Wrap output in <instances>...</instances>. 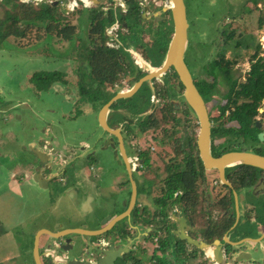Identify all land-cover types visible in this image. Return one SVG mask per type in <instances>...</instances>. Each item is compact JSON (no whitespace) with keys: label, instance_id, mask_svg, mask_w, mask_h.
Returning a JSON list of instances; mask_svg holds the SVG:
<instances>
[{"label":"flooded vegetation","instance_id":"1","mask_svg":"<svg viewBox=\"0 0 264 264\" xmlns=\"http://www.w3.org/2000/svg\"><path fill=\"white\" fill-rule=\"evenodd\" d=\"M22 1L40 4L39 0ZM53 1L56 0L45 3L61 11L67 24L74 27L70 38L65 39L67 41L74 38V35L77 36L79 23L75 19L76 15H81L83 10L86 11L83 32L72 44V66L68 67L70 69L78 65L75 69L80 72L79 80L76 82L79 95L76 101L82 103L81 113L86 121L83 145L92 146L101 168L102 164L113 163V169L116 170L118 166L120 173L121 169L126 170L125 176L119 175L124 187H129L130 197L131 179L136 186L134 205L126 215V218H129L128 224L120 226L119 223L123 220L121 218L107 233L116 235L117 242L128 245L129 248V252L117 259L115 264H133V261L138 259L135 258L138 252H142L144 256V250L141 249L150 238L153 243V251L149 253L152 264L156 262L157 256L172 259L169 254L170 239L177 250L176 259H173L172 264H264V169L247 164L227 166L224 169L227 181L225 183L216 169L204 168L196 145L198 121L184 97V86L176 71L169 66L161 74L146 78L152 71L161 68L165 60L172 33L169 0H68L64 11L60 3L54 5ZM183 2L188 23L183 61L205 103L210 121L211 154L217 156L230 150H243L264 155V138L263 140L258 138V133L264 132L262 105L258 107V113L252 119L251 129H257V139H254L249 135L248 130H242L239 134L231 124L229 117L234 108L235 97L230 100L226 97L229 86L234 84L235 87H239L246 81L249 71L248 67L243 74L239 73L240 61L248 52V48L245 49L241 43L239 46L236 45L249 33L236 30L233 20L243 13L248 16L257 11V5L264 0H259L257 3L247 0L252 4V8L250 6L243 8L233 4L232 0H224L225 12L214 23L212 30L214 35L204 37L199 42L201 49L207 47L209 51L204 54L205 50L200 49L196 55L191 56L190 65L186 59L188 47L189 49L191 47L190 23L186 1ZM238 9L239 12H234ZM241 10L243 13L240 12ZM4 19L0 20L3 21L2 24L5 22ZM243 21H247V18H243ZM261 25L259 26L258 20V28ZM4 27L2 26V32ZM250 36L255 38L253 35ZM59 39L61 38L58 37ZM81 41H84L82 47ZM78 48L83 50L81 58L77 56ZM259 51L255 50L254 43L252 52H248L250 61L251 55L255 53H257L256 58L264 57ZM74 53L76 59L80 60L79 64L73 63ZM246 61L248 62V59ZM0 63H4L3 59H0ZM3 65L0 68V82L4 84L12 77L10 72L3 74ZM68 69L65 72L53 71L54 79L49 86L59 82L66 87L68 85L72 87ZM35 73L37 72L33 71L30 75V82L34 87L36 85L32 77ZM207 88L211 90L209 99L204 96ZM222 88L224 90H221ZM7 93L8 91H5L4 86L0 84V114L3 115V120L19 107L27 115L36 112L29 100L27 104L12 108L7 102ZM68 94L72 96L73 93L70 90ZM118 94L122 96L117 97ZM219 98L225 101L220 103ZM32 100L35 101L34 96ZM241 101L242 98H238L236 103ZM107 103L109 104L104 121L101 123L100 111ZM221 118L224 120L221 121ZM92 123L95 124L94 127ZM193 130L195 147L182 146L187 151L182 157L183 169L179 173L185 172L190 165H193L197 175L193 177L190 186H181L174 192L179 202L171 208L170 213L167 212L165 219L159 222L158 218L154 217V211L157 209L154 202L151 205L154 206V210L150 214L151 207L148 204H141L138 197L144 193L147 199L153 200L160 194V188L168 177L166 167L169 165L164 168L165 170H161L153 161H157L159 157L163 161L166 160L165 155L161 154L162 148L170 147L174 150L177 146L171 145L189 143ZM32 148L41 150L35 145ZM41 148H44L42 151L47 156L52 157V161L40 162L36 154L31 149L30 151L40 163L35 169V174L39 170L43 176L41 166L47 170L49 166L46 164L49 162L53 165L63 163L60 154L50 146L49 141L43 139ZM89 151L92 152L88 150L86 153ZM88 158L93 159L92 156ZM1 159L4 157L0 154V161ZM145 159H148L147 163ZM149 171L155 175L157 182L147 177ZM33 177L32 180L35 181ZM144 214L147 215V220H152L149 223L152 226L148 227L150 232L138 230ZM169 217H178L177 222L174 221L173 224V220L170 221ZM181 230L183 234L197 240L207 254H204L200 248L189 245L186 240L178 239L177 234ZM98 237L93 236V239ZM159 238L169 239V246L164 251L159 249ZM56 243L57 241L49 244ZM67 245L66 243L65 246ZM51 249L46 246L43 250L39 248L44 264H51L48 262L50 258L44 255ZM212 251L220 252V259L214 258Z\"/></svg>","mask_w":264,"mask_h":264},{"label":"crops","instance_id":"2","mask_svg":"<svg viewBox=\"0 0 264 264\" xmlns=\"http://www.w3.org/2000/svg\"><path fill=\"white\" fill-rule=\"evenodd\" d=\"M27 78L29 81H26V78L22 80L20 76L17 79L18 83L8 78L3 84L10 83V86H4V89L8 91L6 99L12 108L28 103V99L10 98L13 95L9 94V90L13 91V86L18 84L24 89L26 86L33 87L37 95L61 94L60 96L65 97L64 104L72 106L71 111L59 112L49 107L45 108L35 119L30 118L31 116L27 118V114L19 107L13 111L15 115L11 113L5 119L3 133L0 128V154L4 157L0 161V206L4 204L3 209H5V211L0 210V244L5 245V248L8 246L5 243L7 240H11L13 244L17 243L14 247H21L24 263L34 264V259L32 258L30 262L28 255L32 253L35 235H38L39 248L43 250L49 243L58 240L47 231L67 233L78 229L98 230L103 227L104 218L111 219L125 210L130 199V189L125 188L121 183L118 166L115 170L113 163H105L101 168L92 146L83 145L85 142L80 133L83 134L84 127L75 128L74 131L79 136L76 142L73 140V132H70V129L67 132L64 126L67 124L66 121L76 117L72 110L77 108L76 111L82 114L83 106L81 102H74L71 99L68 91L65 90L66 85L57 82L39 90L30 82V75ZM42 124L43 128H41ZM2 134H5L6 140L2 139ZM43 139L49 141L50 146L60 154L63 164L53 165L49 162L46 164L50 167H47V170L41 166L42 179L44 178L46 184L39 186L32 180V176L35 175V169L40 163L30 149L34 145L39 146L41 150L44 149L41 148ZM88 150L92 152L86 153ZM87 156H92L93 161ZM103 167L110 169V172H105ZM138 199L141 204H148L150 207L153 202L152 198L147 199L144 193ZM153 210L154 206L151 207L150 214ZM128 220L129 218L123 219L119 225L125 226ZM141 220L138 230L149 231L148 227L152 226L149 223L152 220H147L145 214ZM174 221L176 220L172 221L173 224ZM16 231L17 234L21 233L18 237L21 239L20 243L15 237L12 238V234H16ZM79 233L80 235L70 236L73 240L93 239V236H86L84 231ZM170 242L169 254L172 256L177 250L172 239ZM7 255L13 254L10 252ZM3 257L6 258L5 255ZM3 257L0 258V264H3Z\"/></svg>","mask_w":264,"mask_h":264},{"label":"rangeland","instance_id":"3","mask_svg":"<svg viewBox=\"0 0 264 264\" xmlns=\"http://www.w3.org/2000/svg\"><path fill=\"white\" fill-rule=\"evenodd\" d=\"M185 1L187 5V17L190 23L189 42H191L190 49L188 47L186 59L190 65L192 64L191 56L196 55V53H198V51L201 49L199 47V42L204 37H208L209 35L210 36L214 35V33H212L214 23L219 19V17L222 14H224L225 7L223 4L224 0H210V1L209 0H185ZM25 2H27L28 4H36L35 2H32V1H25ZM232 3L236 5H240V7H243V8H248L249 6L252 8V4L250 2H247V0H232ZM8 8L9 6L3 4L2 1L0 0V20L6 17L5 11H7ZM256 8H257V11L250 13L248 16L247 14H244L243 11L241 10L240 12L243 14L239 15L238 16L239 18H236V17L234 18L233 26L235 27L236 30H239V31L241 30L242 32L249 33L248 36L239 40L241 41V44L242 46L245 47V49L246 47L248 48L247 49L248 52H252L254 43L256 45L257 43L260 42L261 47H260L259 52L261 55H264V2H260ZM232 10H234V7L232 8ZM234 12H239V9ZM85 13L86 11L83 10L81 15L79 14L76 15L75 19L79 23V26L77 27V32H76L77 36L80 35L81 32H83L82 26H83V23L85 22ZM71 17L72 15L70 16V18ZM73 17H75V15ZM245 17L247 18V21H243V18ZM258 18L261 19V23H262L261 27L259 28L257 26V21L259 20ZM10 22H11V19L6 20L4 24L8 25ZM25 23H26L25 21H21L20 23H18V28L21 30L24 29V31H22L25 33L24 36L19 37L15 35H10V36H7L0 44V48H1L0 49V59H3V62H4V63H0V68H1V65L4 64L3 65L4 75L10 72L12 79L16 82L20 76L22 80L23 78H26V81H29L27 76L29 77V75H31L33 71L43 72L44 74H50L53 71L65 72L69 66H72V58H71L73 55L72 44L75 43V40L77 37L76 35H74V38H72L69 41L63 40V39L58 40V37L55 35V33L46 34L44 26H41L39 28L38 27L39 24L27 26ZM0 33L2 34V32ZM250 35H253L255 38H252V36ZM82 43H84V41L80 42L81 47H82ZM201 50H205L204 54H206L209 51L207 47ZM77 51H78L77 56H80L81 58L83 50L78 48ZM248 52L244 54L243 56L244 58L240 61L241 64L238 67V71L240 74H243L244 71H247V68L250 66L249 64L250 55ZM74 56H75V53H74ZM80 58L78 57V59ZM74 59L75 60L73 63L79 64L78 62H80V60H77L76 56ZM247 59H248V62L246 61ZM77 66L75 65L74 67H71L70 69H68L71 72V73L69 72V77H71V80H72V85H71L72 87L68 85L65 89L68 91L71 90V93L73 94L70 97L74 102H77L76 98H78L79 96L76 82L77 80H79L80 72H78L75 69L77 68ZM0 84L3 85V82L2 83L0 82ZM20 85L21 84H18V86H13V91L9 90L10 91L9 94L13 95L12 97H10L13 100L28 99L30 101V104L34 105L36 112L28 114L27 118H29L28 116H31L33 119L37 118L38 113L48 107L50 109H53L55 112H59L63 110L71 111L72 106L70 104H64L65 97L60 96L61 94L41 93L40 95H37V93L33 91V87L30 88L26 86L25 88L26 91H25V89L21 88ZM3 86L8 87L10 86V83H7V85H3ZM221 90H224V88H222ZM5 91H7V89H5ZM32 96L35 97V101L32 100ZM222 101H225V100L221 98L218 99V102L221 103ZM261 105H262L261 109L264 110L263 108L264 100H262ZM76 109L72 110V113L76 117L74 116L75 117L74 119H71L70 121H66L67 124L64 125L65 128H67V132L69 131V129H70V132L71 131L73 132L74 142H76V139L79 137L78 134L74 131L75 128L77 126L84 127L86 125V121L84 120V117H83L84 115L80 114V112L76 111ZM223 120L224 119L221 118V121ZM92 124L94 127L95 124L94 123ZM231 124L236 126V123L233 121ZM5 125L6 123H5V120H3V115L0 114V128H1L2 133L5 130ZM41 128H43V124L41 125ZM2 135H3L2 139H5L4 138L5 134H2ZM80 135H83V134L80 133ZM171 146H174V145H171ZM181 148L176 147L174 150L173 149L171 150L170 147H168V149L162 148L161 154L165 155L166 160L163 161L159 157L158 160L153 161V163L158 165L157 167L158 169L165 170L167 168L168 175L172 172L178 173L180 170L183 169L182 157L186 155L185 152L187 151L185 148H183L184 151L183 150L178 151ZM167 165L169 166L166 167ZM123 169H121V174L125 176L126 170L125 169L123 170ZM105 172L109 173L110 169L105 168ZM148 173L149 175H147V177L155 180V175L152 173V171H149ZM155 182H157V180H155ZM3 208H4V204L0 206V210L5 211V209ZM125 218L126 216L123 217V219ZM156 229L157 228H155V231ZM17 231H16V234H17ZM16 234L14 235L12 234V238L15 237L20 243L21 239L18 237L21 235V233L18 232L17 236H15ZM5 243L6 245H8L5 248H4L5 245L0 244V258H2L4 255L6 256V258L3 257V264H26V262L24 263V257L21 251V247L19 246L18 248L17 247L15 248L14 246L17 243L13 244L11 240H7L5 241ZM152 244L153 243H152L151 238L148 239L146 244L144 245V248L141 249V250L145 249L147 251V252L145 250L143 251L145 255L143 256L142 252L137 253V257L135 258H138L137 260L140 261V264H152V262H150V259L152 257L149 256V253L153 251ZM10 252L13 255L8 256L7 254H9ZM28 256H29V261L32 262L33 253L29 254ZM158 257L159 256L155 257L156 262L154 264H167V263L172 264L173 259L174 258L176 259V254L172 255V259L170 257L169 258L165 257L166 259L160 258V257L158 258Z\"/></svg>","mask_w":264,"mask_h":264},{"label":"water","instance_id":"4","mask_svg":"<svg viewBox=\"0 0 264 264\" xmlns=\"http://www.w3.org/2000/svg\"><path fill=\"white\" fill-rule=\"evenodd\" d=\"M47 1L49 2V0H39V3H45ZM67 2L68 0H56L53 1L52 4L56 5L57 3H60L61 8L64 11L65 4ZM169 2L170 5L168 10L170 11L172 20V33L168 43L165 60L161 68L152 71L146 76V78H151L155 74H161V72L166 70V68L169 66H172L176 71L184 86V97L192 108L198 121L196 145L199 158L201 159L204 168L216 169L221 180L225 183H227V181L224 176V169L227 166L235 164H247L264 169V155L261 154L243 150H230L227 152H223L217 156H213L211 154L210 121L208 119L205 103L196 87L194 86L190 73L183 61V54L187 44L186 32L188 26L186 20L185 5L183 0H169ZM118 96H122V94H118L117 97ZM108 104L109 103L105 104L100 111L99 120L101 123H103L104 121V116ZM258 138L260 140H263L264 132H259ZM31 150L36 154L40 162L46 163L47 160L52 161V157L47 156V154H45V152H43L42 150H39L38 148H31ZM42 177L43 176L40 171L37 170L33 179L39 186H44L46 184L44 178L42 179ZM130 182L132 186V194L129 199L127 208L122 213L116 215L111 219H109V217L104 218L102 220V224H104L102 228L98 230L78 229L77 231L72 230L67 233L62 231H47L51 234V236H53V238L58 239L56 244H49L46 246L49 249L52 248L51 250L44 253V255L52 259H49L48 262H50L51 264H115V261L117 259L122 258L123 254L128 253V245H122L121 243L117 242L116 235H110L107 233L113 227L114 223L117 220L129 214V211L134 205L136 186L132 179ZM177 218L178 217H169V220H177ZM80 231H84L86 233V236L99 237L96 239H89V241H85L81 238L73 240L70 235H80ZM177 237L178 239L186 240L189 245H193L203 250L202 247L199 246L197 240H194L190 236L183 234L182 230L179 234H177ZM66 243L68 244L67 246H65ZM203 252L204 254H207L205 249L203 250ZM32 253L34 264H44L39 251L38 235H35ZM211 254L214 256V258L216 257L217 259H220V252L212 251ZM217 263H219V261H217Z\"/></svg>","mask_w":264,"mask_h":264},{"label":"trees","instance_id":"5","mask_svg":"<svg viewBox=\"0 0 264 264\" xmlns=\"http://www.w3.org/2000/svg\"><path fill=\"white\" fill-rule=\"evenodd\" d=\"M3 4L9 6L5 11V22L11 19L8 25L0 22V32H2V26L4 30L0 33V42L4 38L10 35L22 37L25 35L24 29L18 28V23L25 21L26 25H38L40 28L44 26L46 34L55 33L59 38L65 40L70 38L74 31V27L67 24L64 14L56 10L55 7L48 3L40 4H28L22 0H1ZM253 3H257L259 0H251ZM261 1V0H260ZM4 22V23H5ZM261 19H259V26L261 25ZM20 25V24H19ZM171 30H169V33ZM241 42H237L239 46ZM261 43L255 45V50L259 51ZM257 53L251 55V61L248 71V77L246 81L241 83L239 87H235L234 84L229 86L226 97L230 100L232 97L234 108L231 110L230 120L236 123L235 129L239 134L242 130H248L249 135L252 138H256L257 129H251L252 119L254 115L258 113V107L261 105L264 99V57H257ZM54 79V73L44 74L43 72H37L32 77V81L35 83L39 90H43L48 87ZM211 90L207 88V92L204 93L206 99H209ZM238 98H242L240 103H236ZM222 133L224 131H221ZM195 131L193 130L189 143H176L174 146L181 148L182 146L195 147ZM181 148L178 151H182ZM184 151V150H183ZM191 156V152L189 153ZM148 159H145L147 163ZM202 166V165H201ZM197 171L195 166L190 165L188 169L183 173H170L164 180V185L160 188V194L153 198V202L157 209L154 211V217L158 218L159 222L165 219L167 212L172 207L178 204L179 200L174 196V192L181 186H190L193 182V177H196ZM156 232L153 233L155 235ZM159 249L161 251L166 250L169 246V241L164 238H159ZM133 264H140L139 260H134Z\"/></svg>","mask_w":264,"mask_h":264},{"label":"bare ground","instance_id":"6","mask_svg":"<svg viewBox=\"0 0 264 264\" xmlns=\"http://www.w3.org/2000/svg\"><path fill=\"white\" fill-rule=\"evenodd\" d=\"M156 69V68H155ZM154 70V69H153Z\"/></svg>","mask_w":264,"mask_h":264}]
</instances>
